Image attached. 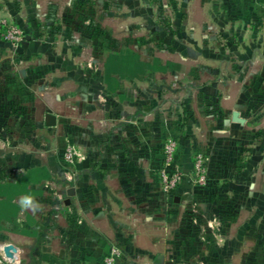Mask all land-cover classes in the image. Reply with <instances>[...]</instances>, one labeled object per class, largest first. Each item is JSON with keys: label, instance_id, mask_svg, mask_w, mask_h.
<instances>
[{"label": "crops", "instance_id": "1", "mask_svg": "<svg viewBox=\"0 0 264 264\" xmlns=\"http://www.w3.org/2000/svg\"><path fill=\"white\" fill-rule=\"evenodd\" d=\"M188 5L201 3L192 0ZM1 18L22 22L36 33L31 17L23 19L5 0H0ZM27 37L14 49L0 32V132L9 139L0 145V243L10 242L21 250L20 264L95 262L109 247L119 245L131 258H164L171 249L174 208L186 199L204 198L183 184L172 201L155 189L148 151L145 157L136 155L138 147L148 149L153 142L147 113L137 118V93H129V103H123L125 94L116 90L118 84L103 91L101 76L89 72L82 82L66 80L71 84L66 106L74 104L79 90L82 94L80 171L71 167L59 172V159L51 151L59 126L56 109L65 100L58 90L57 72L59 66L73 65L59 62L51 43ZM96 80L99 90L92 91ZM234 109L218 116L220 124L205 127L208 121L201 113L186 125V135L208 155L214 187L210 191L242 196L241 221L234 226L227 217L224 234H213L209 241L264 245V114L241 117ZM49 116L55 117L53 127L47 125ZM24 131L32 133L33 147L21 152L10 135L18 137ZM42 140L50 151L35 148ZM236 165L242 166L240 171H235ZM180 167L185 175L188 165L181 162ZM62 208L64 213L59 212ZM229 208L232 214L234 208ZM243 248L249 260L251 247Z\"/></svg>", "mask_w": 264, "mask_h": 264}, {"label": "rangeland", "instance_id": "2", "mask_svg": "<svg viewBox=\"0 0 264 264\" xmlns=\"http://www.w3.org/2000/svg\"><path fill=\"white\" fill-rule=\"evenodd\" d=\"M5 1L23 19L31 17L36 33L22 22H14L24 30L25 39L32 35L51 43L59 62L73 65L59 66L57 72L58 90L65 100L59 101L56 109L59 126L51 151L59 159V172L64 174L71 167L80 171L83 156L82 94L79 90L74 104L66 106L71 93V84L66 80L82 82L89 74L100 75L106 85L101 90L111 91L118 84L116 90L125 94L123 103L127 104L128 94L137 93V118L148 115L145 119L153 128L152 146L138 147L136 155L145 157L148 151L155 189L172 201L173 193L183 184L190 193L204 198H189L174 208L171 249L164 258H131L119 245L122 254L116 264H264V245L209 241L213 234H224L227 217L234 220V226L241 221L242 196L231 198L224 191H210L214 187L208 155L186 135L188 122L197 120L201 113L208 121L205 127L222 123L218 116L227 108H235L241 117L264 114V0H196L201 5L193 7L188 5L192 0L187 4V0ZM98 84L96 80L92 91L99 90ZM17 135L10 137L18 141L21 152L33 147L32 133ZM44 136L42 133V139ZM7 139L0 132V145ZM170 143L175 147L172 161L167 162ZM68 147L74 152L73 164L64 159ZM35 148L43 153L50 151L44 140ZM197 154L205 158V185H199L194 175ZM181 162L188 165L185 175ZM241 168L236 165L235 171ZM173 171L181 173L182 179L173 190L165 191L162 177ZM229 206L234 208L232 214ZM62 210L59 212L64 213ZM243 246L251 247L249 260H245L248 255ZM112 247L95 262L77 259L73 263L104 264Z\"/></svg>", "mask_w": 264, "mask_h": 264}, {"label": "built area", "instance_id": "3", "mask_svg": "<svg viewBox=\"0 0 264 264\" xmlns=\"http://www.w3.org/2000/svg\"><path fill=\"white\" fill-rule=\"evenodd\" d=\"M0 32L4 41L14 49H16L25 40L24 30L7 18L0 19ZM174 147V143H170L168 146L167 162L172 161ZM73 157V149L68 147L65 151L64 159L67 163L73 164ZM193 170L197 183L199 185H205L207 183V170L205 168V158L202 154H197L195 156ZM181 179L182 174L178 171H173L172 174L163 175L162 181L164 184V190H173ZM21 254V250L14 244L10 242L0 243V264H20ZM121 254L122 253L119 248L112 247L108 256L104 260V264H116L117 260L121 257Z\"/></svg>", "mask_w": 264, "mask_h": 264}, {"label": "water", "instance_id": "4", "mask_svg": "<svg viewBox=\"0 0 264 264\" xmlns=\"http://www.w3.org/2000/svg\"><path fill=\"white\" fill-rule=\"evenodd\" d=\"M27 40H29V37H26ZM56 121L54 116H49L47 125L50 127L55 126ZM68 194H72V190L68 191ZM161 257H158V260H160Z\"/></svg>", "mask_w": 264, "mask_h": 264}]
</instances>
